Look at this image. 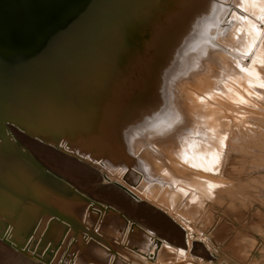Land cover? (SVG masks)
Masks as SVG:
<instances>
[{
	"label": "bare ground",
	"instance_id": "6f19581e",
	"mask_svg": "<svg viewBox=\"0 0 264 264\" xmlns=\"http://www.w3.org/2000/svg\"><path fill=\"white\" fill-rule=\"evenodd\" d=\"M165 5L148 26L130 35L127 28L126 62L72 78L71 100L43 64L18 79L24 86L15 93L28 104L18 115L0 98L2 261L194 264L188 236L187 250L174 245L184 229L211 223L210 205L236 223L252 204L264 209V0ZM17 14L2 8L0 18ZM134 21L142 24L140 14L129 27ZM4 43L0 51L8 54L13 45ZM127 73L136 76L129 81ZM35 146L79 166L48 156V169ZM130 198L165 211L182 231L161 215L150 226L130 218L141 208ZM238 248L217 249L237 255Z\"/></svg>",
	"mask_w": 264,
	"mask_h": 264
},
{
	"label": "water",
	"instance_id": "95a60500",
	"mask_svg": "<svg viewBox=\"0 0 264 264\" xmlns=\"http://www.w3.org/2000/svg\"><path fill=\"white\" fill-rule=\"evenodd\" d=\"M161 5L167 8L165 0H0V11L12 6L18 10L13 18H0V42L13 45L8 54L0 51V98L5 107L15 116L28 105L25 97L15 93L24 86L18 79L27 73L28 66L38 68L40 64L49 68L50 78L61 88L64 99L71 100L72 78L76 80L91 68L125 61L130 33L141 25L148 26ZM136 12L142 24L134 21L129 27ZM131 76L124 75L129 81L136 75Z\"/></svg>",
	"mask_w": 264,
	"mask_h": 264
},
{
	"label": "rangeland",
	"instance_id": "374dc122",
	"mask_svg": "<svg viewBox=\"0 0 264 264\" xmlns=\"http://www.w3.org/2000/svg\"><path fill=\"white\" fill-rule=\"evenodd\" d=\"M32 148H33L34 152H37L35 154L36 155L38 154L37 156H39V157H37V158H39L40 162L41 163L44 162V164L46 163L44 166L47 167L48 169H51V167L53 165V163L51 161H54L55 163H58L57 165H60L61 163H65V164L69 163L72 166H79L78 164L76 165L75 161H73L74 160L73 158H71V157L69 158L67 155H65V154H63V153H61V152H59V151H57L55 149H51V148L40 149L38 146H35V147H32ZM37 150L39 152H41V153H38ZM46 155H47V157H46ZM40 157H41V159L43 158V161H41ZM47 158L50 159L51 161L49 162V160ZM45 161H47V162H45ZM50 163H51V165H50ZM52 170L54 172H58L59 171V170L56 171L57 169H55V168H52ZM100 177L102 178L101 174H100ZM102 183H103V180H101V181L99 180V184H102ZM81 188L84 189L85 192L87 194H89L90 196H95V193L90 192L83 185H82ZM135 201L136 200L133 199V198L129 199V203L131 205H135L137 208L141 207V208H144V210H148V209L149 210L153 209V210L150 211V212H146V216L147 217H145L143 214L141 215V213H138V211L141 208L138 209V210L136 209L135 211L130 210V214L132 213L134 215V216L131 215L130 218L133 217L139 223L141 222V224H146V225L150 226V225H153L152 223L155 222V221H152V219H154V218H155V220L159 219V216L161 215L160 217H163V219H165V220L167 219L166 221H169V223L172 224V225H169V226H172V227L176 228L178 231H182L181 228H180L181 225L175 224L167 215H165L163 213L165 211H159L152 205L150 206L147 203H137V202L135 203ZM146 206H148V207H146ZM210 206H211V209L213 210L212 211L213 212V220L211 221V223L206 224V225H204V224L203 225H191L192 231L190 229H188V231L184 229V232L182 231V234H181L182 235V238H181V241H180L181 245H174V246L180 247V248H182L184 250H187L185 242L187 241V236H188V240L190 242H192L193 245H194V247H192V249H190V251H189L190 256H188V257L190 259H194V262H193L194 264H201V262H199V261L202 260V259L205 261L206 264H213V263L214 264H218V263L221 264V262H225L226 264H251V263L252 264H257V263L264 264V251L261 250V249H264V228L261 225L258 224L259 219L257 218V213H256V211L259 210L258 209L259 204L258 205L257 204H252V206L249 207L250 210L248 208V209H246L244 211L243 220L245 222L247 221L246 223L245 222H241V223L237 222L236 223V222L232 221L228 216H226V215L223 216L224 215V213H223L224 207L218 208V207H215L213 205H210ZM214 210H216L217 213ZM251 211H253V212H251ZM259 211H262L263 214H264V209L263 210H259ZM148 214H150V216ZM135 216H137V217H135ZM142 216L147 221H149V224H148V222L146 220L141 218ZM215 218H217V219H215ZM251 219L254 221L253 223L258 224V226L256 224L252 225L251 223H249ZM220 226L222 227V230H221L220 234H218V231H219L218 229L220 228ZM154 228H156V227H154ZM234 229H235V231H234ZM156 230L158 232H160L157 228H156ZM216 234H218L219 236H217ZM161 235L163 236V238L166 236V235L164 236V234H161ZM246 241H249L251 243L253 242L251 244V246L248 247V250L245 248V245H244ZM231 242H233L235 244L236 248L239 247L238 249L240 251V254L237 253V255H235V254L233 255L232 252L229 251V250L225 251V250L217 249L218 246L223 249V247L226 244H228V243L230 244ZM208 243H210V244H208ZM212 246H214V247H212ZM207 247H208V249H207ZM197 250H199V252ZM211 252H213L215 254V258H214V256L212 255ZM199 254H203L201 256L202 259H200V255ZM211 255L213 257H211ZM189 258H187V262L191 261ZM253 258H255V259H253ZM0 264H10V263L1 260Z\"/></svg>",
	"mask_w": 264,
	"mask_h": 264
}]
</instances>
